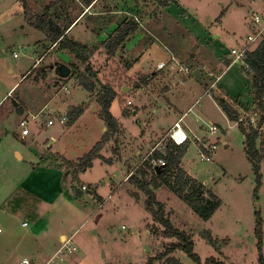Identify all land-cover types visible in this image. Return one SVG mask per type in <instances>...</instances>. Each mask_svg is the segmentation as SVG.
<instances>
[{
    "label": "rangeland",
    "instance_id": "rangeland-1",
    "mask_svg": "<svg viewBox=\"0 0 264 264\" xmlns=\"http://www.w3.org/2000/svg\"><path fill=\"white\" fill-rule=\"evenodd\" d=\"M53 1L26 0L32 14L63 16L68 5L72 18L81 19L76 20L71 38L94 49L91 62L101 84L117 93L112 113L121 124V134L101 151L112 164L97 159L86 173L73 177L74 169L67 161L76 163L107 131L98 116L97 93L77 85L72 65L80 64L70 53L51 47L43 32L27 24L24 1L0 0V264H19L24 257L42 264L68 240L78 250L65 256V264H146L163 252L174 240L157 233L162 227L147 212L146 196L127 178L146 169L145 163L158 148H165L171 141L165 133L179 113H187L192 106L185 118L192 130L190 147L181 166L204 185L203 192L209 190L218 197L221 207L205 221L166 186L154 189L157 200L171 223L192 237L202 264L211 257L222 264H259L264 244L260 254L256 229L261 221L264 243V160L262 185L256 194L244 136L217 98L225 97L245 126L258 127L264 119L247 64L238 61L227 67L233 62L234 57H229L233 49L244 46L253 51L262 41L264 0H182L186 11L182 18L175 16L181 7H165L164 0H98L90 14L78 0H68L65 8L49 9ZM254 16L262 20L258 28ZM124 22H135L138 28L117 55L108 57L102 43ZM260 33L262 38L249 41ZM161 62L166 68L158 71ZM61 64L71 69L66 79L55 72ZM183 67L190 73H182ZM210 84L213 90L208 89ZM44 106L43 119H63L64 128L59 121L37 137L30 134L28 147L12 134L3 137L21 122L16 116L8 119L10 111ZM77 107H85V113L70 125L67 113ZM52 109L67 112H49ZM212 127L217 128L215 135L210 134ZM53 141L52 150L48 146ZM205 146L216 147L209 161H202ZM15 152L23 155V161L17 160L20 155ZM53 167L66 172H49ZM207 234L216 241V248L207 241ZM171 257L180 264H197L181 251Z\"/></svg>",
    "mask_w": 264,
    "mask_h": 264
},
{
    "label": "trees",
    "instance_id": "trees-1",
    "mask_svg": "<svg viewBox=\"0 0 264 264\" xmlns=\"http://www.w3.org/2000/svg\"><path fill=\"white\" fill-rule=\"evenodd\" d=\"M24 1V11L27 24L34 29L43 32L52 45H56L55 48L59 51H66L70 53L74 59L80 64L72 65L73 78L76 79V83L79 87L83 88L86 92L94 94L97 93L96 102L100 108L99 119H101L107 129L101 140L96 146L87 154H85L76 163H67L74 169L75 176L77 178L80 173H86L93 167V161L100 159L103 162L113 163L112 159H106L101 151L104 147L115 140V138L121 134V124L112 113L113 104L117 98L115 90L108 86L102 85L98 72L94 69L91 62V58L94 55V49L88 45H84L77 41H74L68 36L70 29L74 26L77 19H73L70 8L62 11L65 13L63 16L58 15L55 12V17L52 18L47 15L38 16L32 14L29 5L26 0ZM82 7L88 8L96 3L98 0H78ZM68 4V0H54L49 9L61 5V8H65ZM72 6V5H71ZM69 10V11H68ZM77 8L73 7V12ZM76 25V24H75ZM138 24L135 22H124L118 26L117 29L102 43V47L108 57H114L118 51L123 48L124 44L128 41L130 36L136 31ZM54 48V49H55ZM245 63L249 70L253 74L254 83L256 87V100L258 109L264 110V37L260 45L254 50L247 53ZM81 66L84 69H81ZM148 77V76H147ZM146 77V78H147ZM144 85H149V77L143 79ZM99 85H102L101 89H98ZM217 103L226 114L227 118L232 123H237L239 131L244 136L245 153L249 163L252 166V171L255 175L257 194L259 188L262 185L261 164L264 160V134L262 127L264 125V119L261 117L258 127H254L252 124L245 126L243 121H240L239 113L230 105L225 97L217 98ZM85 113V107L73 108L67 113V118L70 125H73L78 121ZM256 113V112H255ZM123 115H126L124 111ZM258 115V114H255ZM189 144L186 142L183 145H176L170 141L165 145V148L161 151L155 152L149 161L145 163L146 169L141 170L136 176L131 174L128 181L133 184L138 190H140L145 196V207L147 212L153 218V221L162 227V230L158 228L157 233L165 239L174 240L167 244L159 255L154 258H150L146 264H180V262L171 257L177 251L184 252L191 260L197 264H202L201 258L195 252V242L192 237L186 232L176 228L170 221L168 214L165 211V207L161 204L156 197L154 189H159L166 186L174 194L180 197V199L192 210V212L200 219L209 221L221 207V201L211 191L203 192L204 185L198 184V182L182 168V160L186 156ZM203 151L206 153L204 147ZM62 157V156H60ZM163 160L165 165L159 166L161 169L157 170V166L151 165L152 161ZM68 169L67 171H70ZM72 173V172H71ZM141 176V177H139ZM151 176L149 180L147 177ZM208 195V197H207ZM101 198H99L100 200ZM102 203V199L100 200ZM156 228H154L155 230ZM257 249L260 254H263V234L261 221L257 226ZM207 241L214 248L217 247L216 241L211 238V235L207 234ZM205 264H222L214 257L207 259ZM259 264H264V257L261 255Z\"/></svg>",
    "mask_w": 264,
    "mask_h": 264
},
{
    "label": "crops",
    "instance_id": "crops-1",
    "mask_svg": "<svg viewBox=\"0 0 264 264\" xmlns=\"http://www.w3.org/2000/svg\"><path fill=\"white\" fill-rule=\"evenodd\" d=\"M181 1L182 0H164L162 3H163V5L165 6V7H167V6H170L171 4H175L176 5V7H181L180 8V10L176 13L175 11V16H177L178 18H182V16H184V15H186L185 13H186V11L184 10V8L181 6ZM97 3V2H96ZM95 6V3L92 5V6H90V7H88V8H85V10L87 11L86 13H89L90 14V12H91V9H93V7ZM88 15V14H87ZM84 16H86V14L84 15ZM171 17H172V19L176 22V23H178L179 24V22L176 20V19H174V17L171 15ZM79 20V19H78ZM79 21H81V19L79 20ZM253 21V20H252ZM77 22V21H76ZM79 23V22H78ZM78 23L75 25L74 24V26L70 29V31H69V33H68V36L71 38L72 36H71V33L73 32V30L77 27V25H78ZM254 23V22H253ZM255 26H256V28H258L259 26L258 25H256L255 24ZM255 34V33H254ZM262 35V34H261ZM46 37V36H45ZM249 37H251V36H248V38ZM261 37V36H260ZM260 37H257L256 36V41L258 40L257 38H260ZM263 37V36H262ZM261 37V38H262ZM215 38H218V36H216ZM46 39H47V37H46ZM71 39H73V38H71ZM74 40V39H73ZM262 40H263V38H262ZM74 41H76V40H74ZM261 41V40H260ZM47 42H49V40L47 39ZM77 42H79V41H77ZM255 42V41H254ZM79 43H81V42H79ZM251 43H253V42H251ZM261 43V42H260ZM49 44H50V42H49ZM260 45V44H259ZM259 45H257V47L259 46ZM50 46L51 47H53V48H55V46L56 45H52V44H50ZM256 47V48H257ZM243 48H244V46H242L241 47V49L240 50H238L239 52L241 51V50H243ZM246 48V47H245ZM56 49V48H55ZM234 50V49H233ZM232 50V51H233ZM255 50V49H254ZM253 50V51H254ZM249 51H251V48H249ZM230 58L232 57H234V56H232V53H231V56H229ZM225 60H228V59H225ZM230 60H228V62H229ZM238 62V60L237 59H235V57H234V59H233V62L231 63H228V65H227V67L229 68L232 64H234V63H237ZM25 78V77H24ZM15 88V87H14ZM13 88V89H14ZM12 89V90H13ZM208 89H210V90H213V85L212 84H210V87L208 88ZM12 90L10 91V93L12 92ZM9 93V94H10ZM132 105V104H131ZM193 107L194 106H192L191 108H189L188 109V111H187V113H179V114H181V116H180V118L176 121V122H178L180 119H183V122H182V124H183V127H184V130H185V132L188 134V133H190V132H192V130L190 129V127L187 125V124H185V118L187 117V114L189 113V112H192V109H193ZM220 107V106H219ZM45 106L43 107V108H40V109H32V108H29V109H26V110H22V111H20V112H18V113H16V112H13V111H10L9 112V115H8V119L11 117V116H16L17 117V119H18V121H24V120H26V121H28L29 122V128H30V134H31V136L30 137H32V136H34V135H36V137H37V134H40V133H42L41 131H48L50 128H54L57 124H59V121L58 122H55V125L54 126H52V127H47L46 126V123H47V121H45L44 119H43V117H42V113H43V111L45 110ZM221 108V107H220ZM112 109H113V107H112ZM52 111H54V112H59V113H65V112H67V111H61V110H59L58 109V111L57 110H55V109H52L51 111H49V112H52ZM223 111V110H222ZM39 116H41V119H38L39 118ZM4 120H6V118H4ZM35 121H38V123H37V127H35L34 129H32L31 128V125H32V123L33 122H35ZM175 122V123H176ZM174 123V124H175ZM232 123V122H231ZM173 124V125H174ZM60 125H62V124H60ZM173 125L168 129V131L165 133L166 135L168 134V132L171 130V128L173 127ZM63 126V128H64V125H62ZM21 131L22 130H20L19 129V126H18V129H16V130H13V131H11V133H9V134H6V133H4V135H3V137L4 138H9L10 136H11V134H12V136H13V138H15L17 141H21L23 144H25L27 147H28V143H27V138H28V136H26V137H23V136H20V134H21ZM64 131V129L62 130V132ZM20 137V138H19ZM52 139V138H51ZM48 145V143H46V146ZM224 145L225 146H227V143L226 142H224ZM54 141H53V143H51L49 146H48V148L49 149H55L54 148ZM15 151H16V149H15ZM16 153V155L18 156V155H20V159L17 157V160L18 161H23V155H21L19 152H15ZM47 154H44V155H42V157H44V156H46ZM63 156V157H65L64 155H62V154H60V153H58L57 154V156ZM50 157V156H49ZM66 158V157H65ZM184 161H185V159H184ZM46 168V167H45ZM49 170V172H56L57 174H59V175H62L63 173H65L66 171H64V169L63 168H55V167H53L52 169H48ZM131 174V173H130ZM131 175H129L128 176V178L127 179H129V177H130ZM65 178H63V180H64ZM64 186H66V184H64ZM112 186H113V183H112ZM84 187V186H83ZM98 188V187H97ZM113 194V193H112ZM102 202H104V201H102ZM24 225V224H23ZM24 227V226H23ZM24 258H27V257H24ZM35 264H41V263H39V262H37L35 259H31ZM47 262V261H46ZM46 262H43L42 264H45Z\"/></svg>",
    "mask_w": 264,
    "mask_h": 264
},
{
    "label": "built area",
    "instance_id": "built-area-1",
    "mask_svg": "<svg viewBox=\"0 0 264 264\" xmlns=\"http://www.w3.org/2000/svg\"><path fill=\"white\" fill-rule=\"evenodd\" d=\"M254 24L261 26V19L258 16H254L252 18ZM261 33L258 34L257 37H260ZM250 42H254L256 41V37L255 39L253 38H249ZM249 52V48H244L243 50H241L240 52L238 50H233L232 51V56L235 57V59H237L238 61H243L245 63V59L247 56V53ZM15 57L17 58L18 55L15 54ZM174 60V59H173ZM166 68V64L161 62L157 65V70L160 71L162 69ZM248 68V67H247ZM181 72L182 73H190V69L188 67H183L181 68ZM129 105H131V103L129 102ZM61 124H64V120L60 119L59 120ZM254 121V120H252ZM55 125V121L54 120H48L46 123L47 127H52ZM20 128L23 130L22 131V135L24 137L29 136L30 135V128H29V122L24 120L21 121L19 124ZM210 134L211 135H215L217 133V128L216 127H212L209 129ZM167 136H169V139L174 142L176 145H183L184 143H186L188 141V134L185 132L184 127L182 125V121H178L174 124V126L171 128V130L168 132ZM159 151H161V148H158ZM206 153L205 155L203 154L202 156V161H209L211 160V158L214 156L215 154V149L216 147H213L212 149H209V147H204ZM153 166H164L165 163L163 160H158V161H153ZM83 190L86 191L88 190V188L86 186L83 187ZM24 227L27 226V224L25 223L23 225ZM77 247L75 245H73L72 240H68V242L65 244L64 248L62 250H60L57 254H55L51 259H49L45 264H65L66 258L65 256H73L76 254L77 252ZM19 264H35L32 260L28 259V258H23Z\"/></svg>",
    "mask_w": 264,
    "mask_h": 264
},
{
    "label": "water",
    "instance_id": "water-1",
    "mask_svg": "<svg viewBox=\"0 0 264 264\" xmlns=\"http://www.w3.org/2000/svg\"><path fill=\"white\" fill-rule=\"evenodd\" d=\"M55 72L63 79H66L71 75V69L63 64L57 65ZM160 169H161L160 167H157V170Z\"/></svg>",
    "mask_w": 264,
    "mask_h": 264
}]
</instances>
